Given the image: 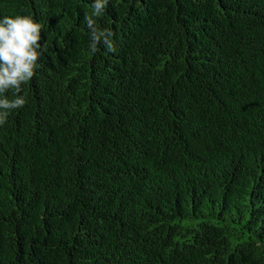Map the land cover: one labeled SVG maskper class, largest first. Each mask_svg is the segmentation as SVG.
Segmentation results:
<instances>
[{
  "label": "trees",
  "instance_id": "16d2710c",
  "mask_svg": "<svg viewBox=\"0 0 264 264\" xmlns=\"http://www.w3.org/2000/svg\"><path fill=\"white\" fill-rule=\"evenodd\" d=\"M92 3L0 0L43 50L0 125V264H264V0H108L95 54Z\"/></svg>",
  "mask_w": 264,
  "mask_h": 264
},
{
  "label": "clouds",
  "instance_id": "9594fccd",
  "mask_svg": "<svg viewBox=\"0 0 264 264\" xmlns=\"http://www.w3.org/2000/svg\"><path fill=\"white\" fill-rule=\"evenodd\" d=\"M108 0H93L92 14L85 15V26L89 30L90 52L95 54L103 44L109 52H115L116 46L111 37L110 28H100L96 18L100 17ZM42 25L29 15L4 16L0 18V125L7 122L12 110L22 108L26 103L24 96L18 95L23 84H27L35 75L42 56ZM13 92L9 99L4 94Z\"/></svg>",
  "mask_w": 264,
  "mask_h": 264
}]
</instances>
